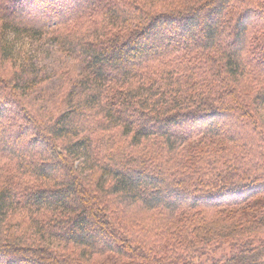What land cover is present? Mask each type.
<instances>
[{
	"label": "trees",
	"instance_id": "obj_1",
	"mask_svg": "<svg viewBox=\"0 0 264 264\" xmlns=\"http://www.w3.org/2000/svg\"><path fill=\"white\" fill-rule=\"evenodd\" d=\"M0 264H264V0H0Z\"/></svg>",
	"mask_w": 264,
	"mask_h": 264
},
{
	"label": "rangeland",
	"instance_id": "obj_2",
	"mask_svg": "<svg viewBox=\"0 0 264 264\" xmlns=\"http://www.w3.org/2000/svg\"><path fill=\"white\" fill-rule=\"evenodd\" d=\"M28 51L32 50V46H26ZM35 62H39L43 72L42 77L46 79V86L38 90L37 93L42 91L49 92L57 87L60 82V77L56 71L63 65V61L59 59L54 53H49L45 57L41 54H33Z\"/></svg>",
	"mask_w": 264,
	"mask_h": 264
}]
</instances>
